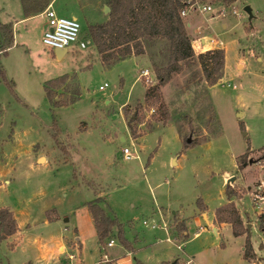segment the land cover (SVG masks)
Here are the masks:
<instances>
[{
    "label": "rangeland",
    "instance_id": "obj_1",
    "mask_svg": "<svg viewBox=\"0 0 264 264\" xmlns=\"http://www.w3.org/2000/svg\"><path fill=\"white\" fill-rule=\"evenodd\" d=\"M108 1L48 5L60 17L75 18L88 42L57 59L41 42L46 17L26 18L20 0H0V23L12 26L14 38L0 54V209L11 212L17 226L0 240V264H97L103 256L117 264H264L262 214L251 201L264 183V160H258L264 149V0H236L239 16L211 26L205 17H183L200 28L195 35L187 31L195 56L207 51L198 49L203 27L223 44L222 78L207 87L194 78L198 65L185 66L160 88L157 102H144L151 85L141 71L157 83L153 66L162 62L163 42L101 64L88 26L108 20ZM60 77L66 81L53 91L54 100L69 104L54 107L44 85ZM135 113L141 120L132 124L133 139L126 125ZM123 148L134 157L125 160ZM228 188L235 197H227ZM89 203L118 225L101 244ZM226 203L237 210L245 233L235 236L230 225L212 223ZM244 247L253 261L244 259Z\"/></svg>",
    "mask_w": 264,
    "mask_h": 264
},
{
    "label": "trees",
    "instance_id": "obj_2",
    "mask_svg": "<svg viewBox=\"0 0 264 264\" xmlns=\"http://www.w3.org/2000/svg\"><path fill=\"white\" fill-rule=\"evenodd\" d=\"M52 1L20 0V5L27 18L42 13ZM223 1L230 3L236 0ZM107 5L110 11L108 20L88 26V36L96 47L103 66H111L131 55H142L145 46L149 43L163 42L166 45L165 54L163 53L164 60L162 59L160 65L153 66L157 83L146 89L144 102L160 101V88L167 85L174 75L180 74L185 66L198 65L200 75H194V78L207 87L213 86L222 78L224 51L212 49L194 55L186 25L179 16L182 8L179 0H109ZM13 41L12 26L0 23L1 55L6 54ZM122 45L123 47L119 48ZM110 50L111 52H108ZM4 78V72L0 68V79L4 80ZM65 81L66 77H60L44 85L45 94L54 107L69 104L54 100L53 91ZM77 93L78 91L75 94ZM162 108L163 104L159 106V109ZM136 115L135 113L126 125L133 139L136 138V131L132 124L135 125L141 120ZM258 160H264V149ZM234 194L229 188L226 190L228 198L235 197ZM87 209L92 219L97 242L101 244L118 225L96 203L87 204ZM213 215L216 224L230 225L233 235L245 233L246 229L243 228L241 218L233 204L222 205ZM257 221L259 230L264 234V215H260ZM180 229L183 233L184 227L181 226ZM14 231H16V223L12 213L6 209H0V240ZM182 236L186 237L183 234ZM243 257L247 261H253L254 253L244 247Z\"/></svg>",
    "mask_w": 264,
    "mask_h": 264
},
{
    "label": "built area",
    "instance_id": "obj_3",
    "mask_svg": "<svg viewBox=\"0 0 264 264\" xmlns=\"http://www.w3.org/2000/svg\"><path fill=\"white\" fill-rule=\"evenodd\" d=\"M182 5L180 9L179 16L181 18L188 16L189 14H197L201 16H207L210 19H224L227 15L239 16L236 10L232 7V4L235 2L227 3L223 0H179ZM230 8V9H228ZM44 15L47 19V31L43 34L42 44L53 50L56 49H68L71 46H76L79 49H86L87 40L81 38V27L78 21L75 18H65L60 17L56 12L49 8L44 10ZM212 41H209L211 43ZM217 45L221 43L214 42ZM198 49L202 50L203 43L198 40ZM193 48V46H192ZM200 50V52H201ZM141 78L144 79L145 85H152L153 81L149 76L147 70L141 71ZM106 87V84H103L99 87V90H102ZM122 155L125 160H129L134 157L127 148L122 149ZM262 193L253 194L251 199L254 207L258 210L259 213L264 215V183L260 182L258 186ZM146 225V223H144ZM156 226H151L154 228ZM107 247L112 246V241L106 243ZM69 259H72V256H69ZM189 263V262H188ZM185 263V264H188ZM97 264H117L112 261H109L106 256H103Z\"/></svg>",
    "mask_w": 264,
    "mask_h": 264
},
{
    "label": "crops",
    "instance_id": "obj_4",
    "mask_svg": "<svg viewBox=\"0 0 264 264\" xmlns=\"http://www.w3.org/2000/svg\"><path fill=\"white\" fill-rule=\"evenodd\" d=\"M38 15H44V13H40V14H38ZM35 16H37V15H35ZM45 16V15H44ZM198 16L200 17L201 15H197V14H189L188 15V17H190V20H193V19H191V18H195V17H197L198 18ZM33 17V16H32ZM187 17V16H186ZM201 17H205V21L208 23V25L209 26H211L212 25V23H214L215 21H218V20H220V19H210V18H208L207 16H201ZM186 28H187V31H191V34H193V35H195L196 33H198L199 31H200V28L198 27V26H196V22L193 24V23H191V21H187L186 22ZM221 27L223 28V29H226V27H227V25L225 24V23H222L221 24ZM203 32H202V34L200 35V37L198 38V40H200V42L201 43H203L204 45H203V47H202V50L201 51H204V50H209V49H221L222 48V46H223V44L221 43L220 45H217V44H215L214 42H217V43H219L218 41H216V40H214V39H209V37H207L206 35H205V33H204V27H203V30H202ZM189 33V32H188ZM200 33V32H199ZM209 41H212L211 43H209ZM204 47H205V49H204ZM204 216V215H203ZM214 215H212V223H213V221H214ZM92 221V220H91ZM16 223V222H15ZM219 226V225H218ZM16 229H17V226H16ZM95 230V229H94ZM213 231H215V230H213ZM61 249H63V246H60L59 247V251H61ZM63 251V250H62ZM49 263H53L52 261H50Z\"/></svg>",
    "mask_w": 264,
    "mask_h": 264
},
{
    "label": "water",
    "instance_id": "obj_5",
    "mask_svg": "<svg viewBox=\"0 0 264 264\" xmlns=\"http://www.w3.org/2000/svg\"><path fill=\"white\" fill-rule=\"evenodd\" d=\"M108 11H109V9L105 6L104 9H103V12H104V13H107ZM243 11L248 15V20H250V19H251V11H250V8L246 6V7L243 8ZM66 52H67V50H65V49H61V50L56 49V50H54V54H55V56H56L57 59L62 58L63 55H64ZM122 140H123V139H122ZM187 142H189V139L187 140ZM250 162H251V161H249V163H250ZM65 221H66V220H65ZM249 228H250V225L247 226V229H249ZM48 264H51V263H48Z\"/></svg>",
    "mask_w": 264,
    "mask_h": 264
}]
</instances>
